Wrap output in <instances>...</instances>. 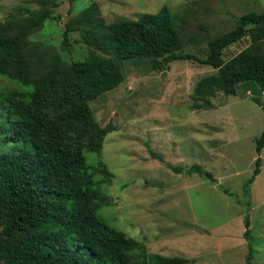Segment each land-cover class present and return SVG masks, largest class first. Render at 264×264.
Returning <instances> with one entry per match:
<instances>
[{
    "label": "rangeland",
    "instance_id": "374dc122",
    "mask_svg": "<svg viewBox=\"0 0 264 264\" xmlns=\"http://www.w3.org/2000/svg\"><path fill=\"white\" fill-rule=\"evenodd\" d=\"M92 3L105 24L167 6L181 51L201 58L211 39L234 27V17L264 9V0H0V21H20L47 10L50 17L29 35L30 44H49L64 57L82 59L86 44L80 32L70 31V52L62 48V33L65 22ZM246 47L264 50V43L255 47L243 37L224 48V60ZM153 60H126L123 81L90 101L101 126H116L105 135L100 153L85 152L88 164L102 161L113 174L110 183L95 185L104 198L97 217L144 243L149 252L184 257L187 264H247L249 246L252 264H264V146L260 172L247 192L245 186L264 126V111L252 98L264 104V92L239 84L235 94L216 90L207 105L194 96V86L217 69L194 60H175L158 69ZM23 88L0 76V92ZM9 144L0 135V153ZM193 163L211 171L215 181L169 168Z\"/></svg>",
    "mask_w": 264,
    "mask_h": 264
},
{
    "label": "trees",
    "instance_id": "16d2710c",
    "mask_svg": "<svg viewBox=\"0 0 264 264\" xmlns=\"http://www.w3.org/2000/svg\"><path fill=\"white\" fill-rule=\"evenodd\" d=\"M98 14L92 3L65 22L64 51H71L70 31H79L86 44V55L76 60L49 44H30L29 35L50 17L47 10L20 21H0V76L26 87L0 92V135L10 141V149L0 153V263L187 264L184 257L149 252L144 243L97 217L104 198L95 185L110 183L113 174L102 161L88 164L85 152L100 153L105 135L116 126H101L90 101L123 81L126 60L143 57L154 59L152 67L158 69L175 60L217 69L194 86V96L207 105L216 90L235 94L239 84L264 92V50L246 47L223 58L224 48L243 37L255 47L264 43V9L234 17L230 31L208 42L205 58L181 51L182 40L167 6L109 24ZM252 100L264 111L258 97ZM263 146L264 126L256 138L257 156L246 192L260 172ZM169 168L215 181L198 163ZM244 225L247 237L248 216ZM251 258L249 246L247 264H252Z\"/></svg>",
    "mask_w": 264,
    "mask_h": 264
}]
</instances>
